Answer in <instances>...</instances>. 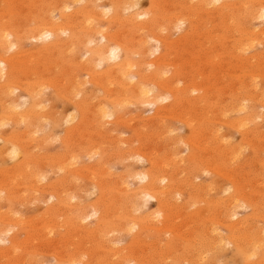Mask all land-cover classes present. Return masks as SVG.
<instances>
[{"label": "bare ground", "instance_id": "6f19581e", "mask_svg": "<svg viewBox=\"0 0 264 264\" xmlns=\"http://www.w3.org/2000/svg\"><path fill=\"white\" fill-rule=\"evenodd\" d=\"M103 1L109 2L105 11L98 5ZM56 13L57 20L52 17ZM15 14L22 19H14ZM262 19L264 0H150L146 11L141 10L140 0H0V239L6 236L10 242L0 248V264H38L42 254L38 245H68L51 236L60 228L70 234L67 239L73 238L70 245L75 249L73 253L58 250L62 255L55 252L60 264L85 259V264H183V258L192 264H211L230 244L246 264H262L264 227L255 223H264V195L252 199L248 187L236 178L243 165V145L252 148V158L261 160L255 167L257 179L264 175V146L256 141L264 134V112L256 111L257 106L264 110V88L257 82L264 76V49L247 54L257 45L264 47V27L260 31L251 27ZM102 21H107L106 28ZM180 25L187 30L177 40L163 34ZM95 36L101 38L97 44ZM148 38L157 39L164 48L150 62ZM31 41L36 45L26 48ZM82 50L84 61L78 58ZM80 72L90 78L92 89L85 91ZM58 73L63 75L61 82ZM46 89L54 91L52 100L73 102L75 114L63 119L49 110ZM18 90L30 98L27 107L16 103ZM132 103L156 106L155 115L148 127H135L122 148L118 138H111L112 130L104 127V119L115 116L118 127ZM168 115L188 126L189 138L178 137L174 145L168 144V133L174 131ZM61 119L67 126L61 148L44 152ZM8 124L17 128L5 134ZM46 125L52 127L49 133ZM221 127L239 132L240 145L230 144ZM147 132L159 133L165 155L144 147L141 142ZM181 143L189 153L176 162L172 149ZM136 155L149 164L146 172L139 171V187L131 190L125 176L118 181L99 180L100 175L106 177L113 160L127 161ZM83 156L98 157L93 167L102 170L76 167ZM201 172L212 178L197 185L194 178ZM49 173L64 174L42 185ZM82 180L100 191L97 203L90 206L93 214L100 215L94 228L82 225L89 206L73 203L84 187ZM224 181L231 185L226 190ZM222 192L228 195L205 196ZM45 194L56 199L47 211L35 218H16V207L33 204ZM149 200L157 204L156 224L150 223L152 216H136L143 206L147 209ZM244 205L251 214L232 222ZM220 228L228 235H222ZM132 231H137L134 245L147 243L150 236L154 242L146 245V251L133 249L136 257L129 247L120 259H99L98 250L103 241H110L109 234ZM167 234L172 239L164 240Z\"/></svg>", "mask_w": 264, "mask_h": 264}, {"label": "rangeland", "instance_id": "374dc122", "mask_svg": "<svg viewBox=\"0 0 264 264\" xmlns=\"http://www.w3.org/2000/svg\"><path fill=\"white\" fill-rule=\"evenodd\" d=\"M108 3H109L108 1H103L101 3H98V5H100V8L103 6L104 9L102 7V11H105V8L106 7L109 8V4ZM217 6H219V4H217ZM140 7H141V10L142 11H146V9L149 10V8H150V0H142V1L140 0ZM126 14H127V12H126ZM52 17L55 20H57L58 19V13L54 14V16L52 15ZM16 18H18L17 20H19V21L22 19L21 16H18V15L15 14L14 19H16ZM102 22H105V23H102V25H104V28H106L108 26L107 21H102ZM260 24H262V25H260ZM251 27H252V31H260L264 27V19L253 22L251 24ZM186 30H187V26L186 25H180V26L174 27L169 32H163V34H165V35H169L170 34L169 35L170 36V39L173 40V41H175L179 37H181V35L184 34ZM100 41H101V38L99 36H95V41L94 42L97 44ZM156 41H157V39L154 40V38H148V42L149 43H148V52L147 53L149 55L147 54L146 58L148 57V61L149 62L156 60L157 57H159L161 55V53L164 51L163 46L160 45L158 43V41L157 42ZM32 45H36V44H34V42L31 41V42H29L26 45V48H30V47H32ZM158 47H159L160 50H159V52L157 51V53H155L156 50H154V48L157 49ZM263 49H264V47L262 45H257V47H255L254 49L250 50L247 54L248 55H250V54L252 55L254 53H258L260 51H263ZM151 52H153L154 54L153 53L151 54ZM79 54H78V58L81 57V59H80L81 61H84L87 58L86 51L85 50H82ZM158 54H159V56H158ZM151 55H153L154 58ZM152 58H153V60H150ZM185 58L188 59V57H186V56H185ZM136 59H138V57H136ZM197 64L200 65L199 63H197ZM193 68H194V70H196V69L201 70L202 66H201V68L200 67L199 68L193 67ZM61 75H62L61 73H58L57 74L58 80H59V78H60ZM168 76H169V74H168ZM78 77H79V81L81 83L86 84L85 87H84L85 91L92 89V85H91V83H89L90 78H88L87 75L84 72H80L79 75H78ZM61 79H63V78H60L59 82H61ZM257 82H258L259 85H261V87L264 88V76L263 75L258 78V81ZM97 93L101 97L104 96V94H103L102 91H97ZM44 94H45L44 95V99L46 101H50L51 102L48 105L49 110H51V111L54 110V113L56 115L58 114V116H59V114H60V117L61 118L63 117V119H64L65 116L67 117V116L71 115L73 112L75 114V106H74V103L73 102L70 103L69 100L59 99V98L57 100H52V97L51 96H54L55 93L51 89H46ZM14 96H15V98H17L16 99V101H17L16 103H18L20 106L22 104V106L26 105L25 107H27V105H29L31 103L30 98L23 91H20V90L16 91L14 93ZM21 96H23V97H21ZM22 101H24V102H22ZM45 103H48V102H45ZM167 103H170V100L165 101V102H162L161 104L166 105ZM91 104H93V103H91ZM128 107H129V110L130 111L128 112V108L127 107L125 108V110L123 112V117L125 116L123 118L124 119V123L120 124L118 127L115 125L116 124V118H114L115 116H112V117H109V118L104 119V127L107 128V129H111L112 130L111 134H113V135H111V138H113V137H115V139L118 138L117 140L119 142H121L120 143V146H122V148L127 146L124 141L127 140V139H129L132 136V131H133V129L135 127H140V126H143V125H146L145 127L143 126L144 128L148 127V125L154 119L155 109H156L155 108L156 106H153V105H150V104L149 105L144 104L143 106H140L139 103H132ZM256 111L257 112H260V111L261 112H264V110L261 107H259V106H257ZM130 112H132V113H130ZM169 116L170 115H168V118L166 117V119H168L167 120V123H168V125L170 127V130H173V128H174V131H169V133H168V139H169L167 141L168 144L174 145V143L177 142L178 137H179V139H182V140L185 139V138H189L188 135H190V129L188 128V126H186L185 124L181 123V121H179L177 118H172V117H169ZM141 117H142V119H141ZM62 121L63 120L61 119V121H60L61 124L59 125V127L55 128V130L53 131V133H55L54 134V137L55 138L52 136L53 137V140H51V142L48 144V147L44 150V152L47 151L49 153H53V152H57L59 150V148H61V146H62L61 141L65 137V130H66V127H67V126H65V124H63ZM256 122H260V120L257 119ZM262 123H263V121H262ZM8 125L3 129L5 131V134H9V133L12 132V130H14V129L17 128L13 124H8ZM45 127H47V129H46L45 132H48L49 133V131L52 130V127L50 125H46ZM49 127H51V128H49ZM221 129H222L223 132H227V134H228L227 141H229L230 144L240 145V141H241L242 138H241V134L239 132H237V131H235L233 129L232 130H228L225 127H221ZM262 131H264V126L262 128ZM154 134L155 133H152V132L145 133V136L142 137L143 138V140H142L143 142H141V143H144V147L146 149H148V151L151 150L153 154H155V152L156 153L158 152V154H160V156L162 157L163 155H165V152L162 151V149L164 148L163 142L160 140V136H158L159 133H157L155 135ZM55 135L58 136V137H56ZM122 135H124V136H122ZM262 136H263V138L261 139V141L260 140L258 141L256 139L255 140L257 141L258 144L261 142L260 145L264 146V140H263L264 139V134ZM170 139H172L173 141H171ZM228 139H230V140H228ZM251 139H254V138H251ZM169 141H171V142H169ZM0 144H2V142ZM134 144H135L136 147H138L140 145L139 142H135ZM242 145H243V143H242ZM243 147H244V149L242 150L243 165L241 166L240 170L237 172L236 178L238 179V181L240 180L239 182L241 183L242 186L248 187L249 190H246V189L245 190L247 191L248 194H251L252 195V199H256L260 195H264V187H263L264 184L262 183V180H261V179H264V175L263 176H260L261 179H257L258 177H256V171H257L256 168L259 167V164H260L259 162L261 160L258 157L256 158L257 161L255 160L254 157L252 158L253 151H252V148L250 146H248V145L244 146L243 145ZM172 150H173V153L174 154L176 153L174 155V156H176L175 157L176 159L174 158V160H177L176 162H182L180 159L183 158V157H185V156H187L188 153H189V147H187L185 144L183 145L182 143L178 147H176L175 149L173 148ZM36 152H43V151L42 150L39 151V150L36 149ZM178 152L179 153L181 152V153L179 154ZM248 154H249V156H248ZM97 159H98V157H95V156H83L79 160V162L76 164V167H78L79 169H83L84 167L90 168L93 171L95 170V171H97L99 173L102 169H100L98 167H93V165H95V162L97 161ZM178 159L180 161H178ZM138 160H140L141 162H139ZM11 164H12V161L7 162V165L8 166H10ZM0 165L3 166V162L1 160H0ZM247 167H248V169H246ZM127 169H129V170H127ZM147 169H149L148 162L145 159H142V158H140L137 155L134 156L133 158L127 160V161L125 160V161H122V162H118L116 160H113L111 162V164L108 166V173H107L106 177L104 176L102 178L101 175H100V179L99 180H101V181H107V180H111L112 179L114 181H118V180L122 179L125 176L123 179L125 180L126 184H128L129 188L131 190H133V189L139 187L141 185V183H142V181L140 179V172H146ZM135 173H136V175H135ZM203 173L204 172H201L202 175L200 174V176H196L194 178V183L195 184L198 185V184H202L203 182H208L209 179L212 178V175L211 174L204 173L205 174L204 175ZM245 173L247 174V176H246ZM63 174L62 173H60V174L49 173L47 175V177L43 180V183H41V184L44 185V184H47V183H49L51 181H54L56 179H59ZM133 174L135 176H137V177H135ZM240 175H242V176H240ZM244 175L246 177H244ZM109 176H111V177H109ZM138 176H139V178H138ZM104 178H106L107 180L104 179ZM239 178H241V179H239ZM259 180H261V182ZM247 181L249 182V184H248ZM256 181H258V182H256ZM220 182H222V181H220ZM254 182H256L257 184L254 183ZM229 183H230L229 181H224V183H223V189L224 190H226L227 187H230L231 186ZM80 184L84 185V187L80 191L81 193L79 192L78 195H76V198L74 199L73 203L74 204H80L81 207H84L85 205L87 207L89 206V208H88L89 211L87 212V215H88L87 218L88 219H86V220L84 219V221L82 220V225L85 228H94V227H96L97 223L99 222L100 215H99V213L98 214H93V209L90 206L91 205H94L95 203H97V200H98V198L100 196L99 195L100 194V191L97 188H95V186L92 184L91 181L88 182L86 180H82L80 182ZM92 189H94V191ZM87 191H89V192H87ZM249 191H250V193H249ZM230 193H232V191H230L229 194ZM208 195H210V196H208ZM208 195H205V196L206 197H209V198H214V197L215 198H218V196H220V197H226L228 194H225L224 192H222V193H219V195H217V193L216 194L211 193V194H208ZM215 195H217V196H215ZM50 198L51 197L49 196V194H45V195H42V197L39 200H37L36 202L34 201L33 204L32 203H29L27 205H23V206H20V207H16L15 210H16L18 216L20 215L19 216L20 218H19L15 214L16 218L17 219H22L23 216H24L23 217L24 219L29 218V217L35 218L36 215L38 216V215L44 213V211H47L48 210V207H50L52 204L56 203V199H52V198L50 199ZM147 203H148V204H146L147 209L145 208V206H143V207L141 206L143 209L140 208L141 213L144 212L145 214L142 213V215H139L141 213H140V211H137V212H139V214L137 213L136 216H139V217H141L143 215H144V217H146V215H148L149 217L152 216L149 221H150L151 224L152 223L153 224H156V222L159 220V219L154 220L155 219L154 218V213L158 211V208L156 210L157 204H156V202H154L152 200L151 201L150 200L147 201ZM243 208H244V210L242 209V207L237 210L236 214H238V213L239 214L237 216H235V217L232 218V222H236V220L239 221L238 220L239 218L241 220V219H243L245 217H248L251 214V212H252V209L251 208H249L246 205H244ZM151 209H152V212H151ZM148 211H150L151 214ZM245 215H248V216H245ZM236 218H238V219H236ZM151 221H153V222H151ZM259 225H261V226L264 227V223H262V221L256 220L255 226H259ZM22 227H23V225L21 224L19 228H17L16 230L14 229V232L19 231L20 228H22ZM220 232L224 236H227L228 235V232L225 229H223V228H220ZM135 234H137V231H132L131 233L118 232V233L111 234V235L109 234L107 236L106 240L107 241L110 240V241L108 243L105 242V241H103V243H102V245L100 247V250H98L99 251L98 252L99 259H101V258H103L104 260H107V259L108 260L120 259V257L122 256V253L123 252H125V253L128 252L130 248H132L131 251L134 253V257H136V254L133 251V249H136L137 251H140V252L143 251V250L146 251L147 250L146 245L147 244H151L152 242H154L153 240L155 239V237L154 236H150V238H146L145 237L146 238L145 239V242H147V243L137 244L138 246L137 245H134L135 244V240H136V239H134V235ZM69 235L70 234H66V230H64V229H61L60 228V229L54 230V232L51 235L52 238H55L56 237L55 240H58L59 242L60 241H62V242L63 241L64 242H67L68 241L67 242L68 245L67 244H63L62 245V244H57V243H55V245L50 246V247L47 246V245H45V246L42 245V247L40 245H38L36 247V250H39L38 251L39 254L42 253L39 256L40 262L38 264H60L59 261H57L55 255H54L55 252L60 253L59 251H61L63 253V251H66L68 253L69 252L70 253H73L75 249L73 248V246L70 245L71 243H73V238L72 239H67V237H69ZM167 239H172V238H171L170 235L167 234V236L166 235L164 236V240H167ZM0 240L3 241V242H0V248L1 249H5V248H7V247L10 246V242L7 241L6 236H4L3 238H1ZM113 242H115L116 245ZM130 242H132L131 245H130ZM133 242H134V244H133ZM113 244H114V246H111ZM132 245H133V247H132ZM225 249L222 250L220 252V254H217L215 256L217 258L215 259V262L214 263H211V264H220L221 262H222V264H246L245 262H243V260L240 258V256L236 253V249H235V247L233 245H231V244L229 246L227 245L225 247ZM103 250H105V251H103ZM222 252H224V254ZM113 254H116V255L114 256ZM219 256L221 257L222 260L219 258ZM86 261H87V259L82 260L81 262H79V264H85ZM262 261H263L262 264H264V259ZM181 262H183V264H192V263L188 262L186 260V258H183V261H181ZM129 263H126V264H129ZM65 264H67V263H65ZM105 264H107V263H105Z\"/></svg>", "mask_w": 264, "mask_h": 264}]
</instances>
